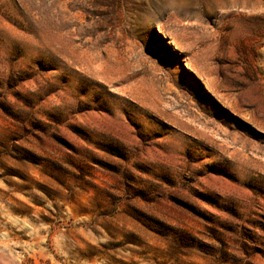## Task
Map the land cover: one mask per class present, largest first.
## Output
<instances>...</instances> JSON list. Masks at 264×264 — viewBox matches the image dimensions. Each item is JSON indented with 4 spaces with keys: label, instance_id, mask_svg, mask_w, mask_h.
Instances as JSON below:
<instances>
[{
    "label": "rangeland",
    "instance_id": "rangeland-1",
    "mask_svg": "<svg viewBox=\"0 0 264 264\" xmlns=\"http://www.w3.org/2000/svg\"><path fill=\"white\" fill-rule=\"evenodd\" d=\"M0 264H264V0H0Z\"/></svg>",
    "mask_w": 264,
    "mask_h": 264
}]
</instances>
